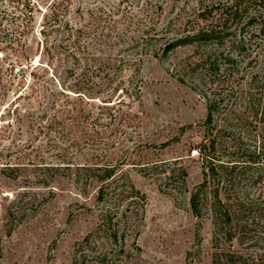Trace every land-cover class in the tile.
I'll list each match as a JSON object with an SVG mask.
<instances>
[{"label":"rangeland","instance_id":"obj_1","mask_svg":"<svg viewBox=\"0 0 264 264\" xmlns=\"http://www.w3.org/2000/svg\"><path fill=\"white\" fill-rule=\"evenodd\" d=\"M10 1L17 0H0L1 16L13 12ZM206 1H31L36 34L26 37L25 51L0 44V264H72L75 243L94 229L99 211L98 183H76L78 164L123 160L117 176L127 175L144 195L127 240L131 247L136 232L134 264H212L210 215L204 209L197 218L189 206L202 182L197 150L208 140L214 138L219 160L243 170L226 194L264 208V0L240 29L241 55L227 44L164 51L192 33L199 24L194 9ZM52 4L60 20L84 34L59 24L47 33L45 52L37 30ZM8 26L3 21L1 28ZM16 57L36 66L34 78L19 65L11 74ZM206 57L213 72L200 65ZM85 58L94 60L88 69ZM23 71L27 93L15 100ZM208 101L217 103L207 128ZM179 168L187 172L185 189L168 179ZM253 249L264 252V240L233 243L242 255Z\"/></svg>","mask_w":264,"mask_h":264},{"label":"trees","instance_id":"obj_2","mask_svg":"<svg viewBox=\"0 0 264 264\" xmlns=\"http://www.w3.org/2000/svg\"><path fill=\"white\" fill-rule=\"evenodd\" d=\"M31 1L33 0L10 1L13 3L11 6L13 12L8 15L4 14V16H1L0 13V44H5L6 48L12 49L13 46H16L19 47L21 52H24L26 37L34 32L36 34V20L31 13L34 4ZM257 1L260 0H228L221 5L216 4L213 0L200 2L194 9V17L197 22L199 21V24L197 23L191 34L168 44L164 51L190 45L213 44L222 47L227 44L236 55H241L244 43L238 34L242 32L241 27L251 24L250 21L253 16H248L249 10L251 7L256 6ZM52 7L53 10H51ZM49 12L50 16L48 14L42 15L39 31L37 30L45 52L48 51V46L51 45L47 40L50 34L47 33L57 29L59 24L61 27L69 29L70 32H76L77 37L84 34L81 29L71 26L70 22L62 20L63 18L60 20L62 14L53 4ZM3 21L9 25V28H1ZM70 36L73 37L71 33ZM76 44L73 41L72 45ZM81 49L82 52L86 53L87 45ZM72 58L77 60V63L79 62L75 54L72 55ZM208 58L202 60L200 65L206 66L207 71L213 72L212 64L208 66L204 64L208 63ZM25 60L16 57L9 63V71L12 74L14 68L19 65L22 67L21 71L24 68L28 69L29 77L34 78L36 66L31 63L23 66L22 63ZM226 60L229 63L235 61L229 57ZM85 61L84 66L87 68L90 65L89 63H93L94 60L85 58ZM100 71L99 68L98 72ZM23 74L21 76L23 80H20V84L16 85L20 92L15 100L22 99L27 93L28 86L23 87L26 81L25 71H23ZM108 80L112 81L111 79ZM5 86H1L2 89ZM117 90V87H115L113 92L106 95L105 100L101 101L103 103L111 102L112 96ZM31 93L36 95L35 90H31ZM215 103L217 102L208 101L206 103L207 113L203 125L207 128L212 122ZM209 131L211 132V128L208 129V133H210ZM215 148L214 138L199 146L197 154L202 160V182L194 187L189 197V206L195 217H201L204 209L210 215L212 248L214 249L211 262L212 264H248V261L251 260L252 264H263L264 252H256L253 249L250 252L251 255L247 256V253L242 255L233 250L234 242L241 245L255 239L264 240V208L258 204H253L252 201L246 200V198L240 199L226 194L224 187L233 183V178L241 175L243 170H237V161L222 162L219 160ZM123 165V160H117L116 162H95L74 166L76 168L74 172L76 183L81 178L85 179V183L87 181L98 183L95 203L99 207V211L94 229L84 236L81 241L75 243L72 264L135 263L136 251L140 252L135 243L136 232L131 247L127 246V240L131 232L134 231L133 222L136 220V215L142 213L145 198L143 194L136 190L127 175L117 176ZM131 165L136 167L134 163H131ZM71 167L72 165L68 164L64 168L69 172ZM4 175L8 178H16L15 173L6 172ZM186 177L187 172L185 169L179 168L171 170L168 179H179L181 186L185 189ZM221 184L224 192L220 190L222 189ZM8 217H12V214L9 213ZM258 226L261 227V231L257 230ZM13 230L14 227L11 226L8 228L7 234L9 235ZM224 246H227V248L224 249Z\"/></svg>","mask_w":264,"mask_h":264}]
</instances>
